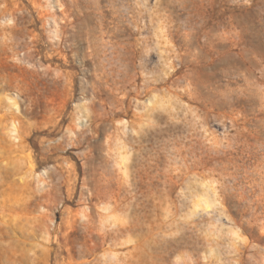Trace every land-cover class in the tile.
<instances>
[{
	"label": "rangeland",
	"instance_id": "rangeland-1",
	"mask_svg": "<svg viewBox=\"0 0 264 264\" xmlns=\"http://www.w3.org/2000/svg\"><path fill=\"white\" fill-rule=\"evenodd\" d=\"M0 264H264V0H0Z\"/></svg>",
	"mask_w": 264,
	"mask_h": 264
}]
</instances>
